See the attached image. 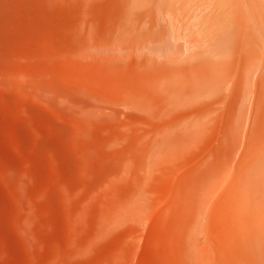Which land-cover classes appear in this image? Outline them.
I'll return each mask as SVG.
<instances>
[{"label": "rangeland", "instance_id": "rangeland-1", "mask_svg": "<svg viewBox=\"0 0 264 264\" xmlns=\"http://www.w3.org/2000/svg\"><path fill=\"white\" fill-rule=\"evenodd\" d=\"M216 1L0 0V264L264 252V92L232 135L235 88L214 116L205 87L210 55L221 76L253 56L254 23Z\"/></svg>", "mask_w": 264, "mask_h": 264}, {"label": "bare ground", "instance_id": "bare-ground-1", "mask_svg": "<svg viewBox=\"0 0 264 264\" xmlns=\"http://www.w3.org/2000/svg\"><path fill=\"white\" fill-rule=\"evenodd\" d=\"M218 1V0H217ZM216 1V2H217ZM227 2H229L230 4H232V5H235L241 12H242V16L243 17H248V18H246V19H250V20H252L251 22L252 23H254V31H253V33H254V35H255V39L257 40V49H255V51H254V46H255V44L254 45H251V43H253L252 41H247L248 42V44H250V46L247 48V50L249 49V48H252L251 50L252 51H254L253 53H252V51H250V49L248 50V53L246 52V51H243L244 52V54L246 53V55L248 54L249 55V52H251V54L253 55V56H246V55H244V56H246L244 59H246L245 61H244V63H243V65L240 67L241 69H239L240 71H239V73L238 74H234L233 72H230L231 74H229L228 72L229 71H231L230 69H231V67L228 69V68H224L225 66H227V63L226 62H228V61H224V63L223 64H225L226 63V65L225 66H223V70H225V69H227L226 71H225V73H228V75L227 76H224V75H222L221 76V74H213V70L214 69H217L216 68V66L214 65V64H217L216 62L218 61V59H214L215 61H211V58H212V55H210L211 57H210V59H209V57H208V59H206L207 61V63H208V66H207V68H205V70L207 69V74L205 75L206 76V89L208 90V91H210L209 93H214V92H217V90H220L221 91V89L220 88H222V90H227L228 88H229V86H231V87H233V88H235V90L236 91H233L232 93L234 94H232L231 93V95H233V98H234V96H238V99H237V97H236V101H237V108L236 109H234V113H233V116H232V123H233V125H232V127L229 129V132H231V134L232 133H234V131H235V129H236V127H234V125H235V123H234V119L235 120H239V118L241 117L240 115V113H239V115L237 116V114L236 113H238L237 111L239 110V112L244 108V107H242V106H244V104H243V98L247 95L248 96V94L250 93V91H251V88H252V86L254 87H259V89H260V87H261V89L260 90H258V91H263L264 92V0H226ZM219 2H220V0H219ZM210 3V2H209ZM222 3V2H221ZM218 5H219V3H218ZM228 5V4H227ZM227 8H230V6H228ZM215 10L217 11L218 9H217V5H216V8H215ZM226 11H227V9H226ZM226 11H224V12H226ZM211 13V12H210ZM226 13H228V12H226ZM225 13V14H226ZM213 14H214V12L212 13V14H209V16H211L212 18H213ZM222 14H224V13H222ZM229 14V13H228ZM228 14H226V16L228 17ZM217 15V14H216ZM218 15H220V16H223V15H221L220 14V12H219V14ZM217 15V16H218ZM230 15V14H229ZM233 15V14H232ZM233 17H234V15H233ZM232 17V18H233ZM218 18H220V17H218ZM235 18H237V17H235ZM209 19H211V18H209ZM228 20H230V19H228ZM235 21H237L236 19H234ZM233 22L232 23V21H230V26H231V23L233 24V26L231 27V31L233 32H236V29H234L235 27H237V24H236V22ZM211 22H209V24H208V30L210 29V31H211V28L209 27V26H211V24H210ZM234 23H235V27H234ZM243 23V22H242ZM239 27V26H238ZM238 27H237V29H238ZM242 29V28H241ZM230 30V29H229ZM231 31H229V32H231ZM233 32V34H232V38H233V40H235V36L237 37L238 35H237V33H234ZM249 33V32H248ZM250 33H251V31H250ZM229 34V33H228ZM230 34V35H231ZM236 34V35H235ZM235 35V36H234ZM210 36H212V35H209V39L210 38H212V37H210ZM242 37V35H239V37ZM238 37V38H239ZM241 37L239 38V39H241ZM250 37V36H249ZM249 37H248V39H249ZM231 38V37H230ZM227 39H228V36H227ZM238 39V40H239ZM251 39V38H250ZM232 40V43H234L233 44V47H231V50H233V51H231V53H233L234 51L236 52V51H239V46L237 47V45H235V42ZM245 40V39H244ZM231 41V40H230ZM227 42H228V40H227ZM238 42V41H237ZM245 42H246V40H245ZM209 43H210V40H209ZM229 43H231V42H229ZM239 43H240V40H239V42H238V45H239ZM256 43V42H255ZM246 44V43H245ZM227 45H229L228 43H227ZM246 46V45H245ZM244 46V47H245ZM227 47H229V46H227ZM226 47V48H227ZM246 49V48H245ZM226 50V49H225ZM209 51V50H208ZM220 51V50H219ZM227 51V50H226ZM209 53V52H208ZM212 53V52H211ZM255 53V54H254ZM217 54H218V52H217ZM222 54V53H221ZM250 54V55H251ZM208 55V56H209ZM219 56H221V55H219ZM219 56H216L217 58H219ZM231 56V55H230ZM235 56V55H234ZM243 56V57H244ZM220 58H222V57H220ZM219 58V59H220ZM231 58H237V57H233V54H232V57ZM213 59V58H212ZM228 59H229V57H228ZM226 60V59H225ZM231 60V59H230ZM232 61V60H231ZM231 61H229L228 63H230ZM234 67L236 66V61L234 60ZM207 63H206V65H207ZM214 63V64H213ZM233 63V62H232ZM222 64V65H223ZM220 65V64H219ZM219 65H217V66H219ZM229 65V64H228ZM231 66H232V64H231ZM234 67L232 68V71H234L233 69H234ZM219 68V67H218ZM220 70V69H219ZM218 70V71H219ZM222 70V71H223ZM216 71V70H215ZM219 73H222L221 72V70L219 71ZM223 73H224V71H223ZM203 74H205V73H203ZM204 76V77H205ZM204 82H205V78H204V80H203ZM228 84V87H227V85H226V87H225V89H223V86L225 85V84ZM251 84H252V86H251ZM250 86H251V88H250ZM205 89V91H207ZM258 89V88H257ZM256 89V90H257ZM207 91V92H208ZM228 91V90H227ZM255 91V90H254ZM206 92V93H207ZM219 92V91H218ZM235 92H237V94L235 93ZM219 93H221L222 95L225 93H223V91L222 92H219ZM215 94V96L213 95V94H209L210 96V100H209V98L207 99V100H209V101H207V102H211V98H214V97H216V94L217 93H214ZM227 94V93H226ZM225 94V95H226ZM264 94V93H263ZM206 96H207V94H206ZM211 96H213V97H211ZM218 97H217V99L219 98L220 99V96L219 95H217ZM224 96V95H223ZM249 96L251 97V95L249 94ZM208 97V96H207ZM249 97V98H250ZM246 98V99H245ZM244 98V100H246L245 102H247V100L249 99L248 97H245ZM248 98V99H247ZM215 99V98H214ZM214 99H213V103H211V104H208L209 105V107L211 108V107H213V108H215V109H219L221 106H220V104H216V103H218V101L219 100H217V99H215V101H214ZM231 100V99H230ZM233 101V100H232ZM231 101V102H232ZM235 101V100H234ZM219 102H222V100L221 101H219ZM253 103H254V105H255V102H258V103H264V97L262 98L261 96H257L256 94L254 95V97H253V101H252ZM216 104V105H215ZM231 104H233L234 106H236L234 103H231ZM207 105V104H206ZM205 104H204V106H206ZM208 105L206 106V107H204L205 108V110L207 109V108H209L208 107ZM211 105V106H210ZM219 105V106H218ZM233 105H231L232 107H234ZM246 106H248V103H246L245 104ZM260 105V104H259ZM263 105V104H262ZM215 106V107H214ZM216 106H218V108L216 107ZM264 106V105H263ZM232 107H230L231 109H233ZM249 107V106H248ZM248 107H246V108H248ZM262 107V106H261ZM209 108V109H210ZM213 108H211V110L212 111H210V112H212V114H214V116H215V113H219L220 114V112H219V110H213ZM256 108V107H255ZM263 108V107H262ZM238 109V110H237ZM261 108H259V110H260ZM263 110V109H262ZM214 111V112H213ZM216 111V112H215ZM220 111H221V108H220ZM229 111H230V109H229ZM233 111V110H232ZM246 109H245V112L244 113H246ZM208 112H209V110H208ZM243 112V111H242ZM231 113V114H232ZM244 113H242V115L244 116V118H240V119H245V114ZM248 113V112H247ZM247 113H246V115H247ZM256 113V112H255ZM209 114H211V113H208L207 115H209ZM212 114H211V116H212ZM216 116L217 117H219L220 115H218V114H216ZM240 116V117H239ZM210 117V115L209 116H207V118H209ZM213 119H214V117H212ZM237 118V119H236ZM217 119V118H216ZM215 120V119H214ZM230 120V119H229ZM208 121H209V119H208ZM210 121H211V119H210ZM243 120H239V121H237L238 123H236V125L235 126H237V128H239V131H241L240 129L242 128V126L244 125V123H245V120H244V122H242ZM247 121V120H246ZM230 122H231V120H230ZM241 122H242V124H241ZM242 125V126H240V124ZM237 124H239V125H237ZM231 125V124H230ZM240 126V127H239ZM236 132V134H237V132L238 131H235ZM242 132V131H241ZM262 133V132H261ZM233 135V134H232ZM251 167H249V169H250ZM253 168V167H252ZM256 179H258L257 177H256ZM263 231H264V225L262 226V228H261ZM261 232V231H260ZM246 235V234H245ZM244 235V236H245ZM243 236V235H242ZM260 248L261 247H237L236 248V250H235V256H236V258L234 259V260H229V259H227L226 260V263L225 264H264V252L263 251H260ZM225 260V259H224Z\"/></svg>", "mask_w": 264, "mask_h": 264}]
</instances>
